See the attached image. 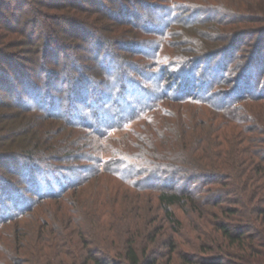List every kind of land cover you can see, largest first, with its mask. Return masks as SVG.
<instances>
[{
	"label": "rangeland",
	"instance_id": "rangeland-1",
	"mask_svg": "<svg viewBox=\"0 0 264 264\" xmlns=\"http://www.w3.org/2000/svg\"><path fill=\"white\" fill-rule=\"evenodd\" d=\"M140 1L155 4L158 8L160 5L174 2H203L204 4L205 1H211L217 5H213L216 9L212 13L214 18L205 24H194L193 26H184L185 23L183 25L170 24L167 27L170 32L164 36L162 33L152 32L153 29L160 31L166 28L164 17H160L162 9L149 7L148 3L138 6L133 4L128 10H119L121 3L118 0L113 3L109 0H74L72 2L82 4L84 11L52 9L53 6L50 5L43 8L44 13L40 14L30 0H27V4L17 0H0V48H5L4 52H9V58L13 61V66L7 61H0L2 66L0 68L4 70V74L6 72L7 76L9 75L11 86H13V91L11 89L9 91L0 90V113L13 114L12 112L18 109V107H12V109L2 110V106H5L4 102L13 105L12 102L15 101L11 92L22 88L21 83L13 76L11 68L18 70L16 73L22 72L20 76L23 79H30L34 84H49L48 86L53 88H56L58 80L50 81L41 77L39 70L41 66L54 71L64 68L63 70L73 78L84 74L88 79V84L93 85L95 89L94 92L90 90V94L94 96L108 91L111 87L108 73L112 74L114 68L113 76L116 77L117 72L121 71L120 77L125 82L126 75L129 76L128 78L138 80L144 77V73L141 74L139 71L145 68L153 70L154 59L148 56L153 46L156 54H159L158 58L156 57L157 67L160 62L176 59L193 60L208 51L234 46L235 36L239 31L243 34L245 32L244 39L236 43L233 51L229 49L218 59H223L224 63L229 61L227 66L230 69L229 76H231L233 71L242 67L249 56L258 51L247 74L246 82L248 84L246 88L255 90L254 85L264 75V37L249 27L250 24L244 22L242 18H236L240 17V14L242 16V13L244 17L252 14L249 15L246 11H240L237 8L235 9L239 11V14L236 12L237 16L233 17V13L228 19H219L218 10L223 13L225 10L218 8L220 6L217 0ZM228 1L231 3L232 0ZM207 4L206 6L212 5ZM108 8L109 11L111 9L114 12L113 16L108 14ZM68 16L74 19L76 27L80 26L85 32L84 37L72 28L68 30L67 22L58 21L60 17L68 20ZM143 22L147 23V27L151 29L145 31L142 28ZM258 24L260 23L257 22L256 25ZM103 25H108L110 32L103 31ZM49 35L53 37L52 41L47 37ZM9 42L10 44L16 43V45L8 46ZM27 42L29 45H24ZM97 43L101 45L98 46ZM30 47L33 49L28 51ZM134 47L141 51H136ZM98 49L102 52L100 56L108 54L106 59L109 58L112 62L104 64L97 60L96 50ZM142 51L146 53V56L142 54ZM109 65L111 68L108 67ZM233 67L236 68L233 69ZM145 75L148 74L145 73ZM153 78L157 80V76ZM146 84L156 89V81ZM132 87L133 85L129 84L128 88L132 89ZM57 94L58 92L53 93L54 112L62 109L63 106ZM83 94L84 90L81 91V96ZM235 95L236 93L233 96ZM163 104L176 116L177 120L173 121L176 125L173 133L169 132L173 128L172 125L161 127L160 130L156 127L153 130L150 127L151 120H149L150 115L153 114H149L148 119H143L146 121L127 123L122 128L105 133L103 137L96 135L87 127L74 126L70 121H66L71 120L73 118L71 116H63L59 113L58 116L52 117L45 113L51 111L50 109L46 111L24 109L23 116L27 121L25 128L30 130L27 137L36 135L41 140H45L46 143L43 146L45 152L42 156L37 155L39 157H37L36 165L39 169L32 170L34 177L32 175L33 179L28 183L21 175L22 164L26 160L22 157H20L21 160L16 159L17 156L14 153L0 149V264H59L61 259L64 264H71V262L80 264L87 249L95 256L104 254L102 251L105 250L116 257L123 250L126 235L132 233L135 234L134 242L137 249L146 248L148 252L156 250L160 264L167 259L169 250L167 240L171 236L175 240L176 247L170 254V264H189L182 260V254H189L190 263H192L202 255L215 254L216 250L227 246L224 244L226 240L211 225V222L216 219L210 216L213 211L219 218H225L217 207L208 208L210 214L203 216L198 211L193 215H185L179 208H175L176 214L183 220V227L177 232L164 218L157 201L161 188H169L177 192L185 187L194 196L200 197L210 193L207 189L212 186L211 183H206L202 179L193 181L189 178L193 172L181 170L177 173L173 172L171 179L166 176L160 177V180L154 178L148 180L149 182L144 181L145 186L138 187L126 182L125 178L120 179L111 171L113 170L112 164L118 159L126 163L130 161L142 164L145 167L143 169L153 172L162 170V167L167 164L175 167L176 163L185 157L177 154L178 149H174L170 141L172 137L179 135L180 130L176 122L181 119L180 116L191 124L193 116L197 119H206L208 113L219 112L208 103L193 100H185L183 103L179 100L165 101ZM161 112L160 115L163 116ZM98 116L105 117L102 111L98 112ZM80 120L76 118V121ZM90 120L94 122L91 117ZM151 132H157L153 135V139ZM12 140L7 138L0 143L8 141L11 145ZM20 141L21 139H17L16 142ZM13 145L15 146L12 148L16 153L23 151L18 143ZM152 149H154L153 152H150L154 157L146 155V152ZM100 163H102L101 166ZM88 164L99 165V168L105 165L109 172L88 169ZM44 179L50 180L49 185H43ZM1 180L6 181V185ZM61 185L67 186L59 191ZM34 189L46 198L53 197L48 196L50 190L59 191V194L53 198L43 199L44 197H39L33 192ZM26 198H29L30 202V206L27 207H25L26 204L21 205ZM22 207H25V212L18 214L19 208ZM78 220L84 221V229L76 226ZM143 220L151 221V224L141 226L140 230L131 227V225H137V222L141 224ZM97 224L107 228L105 229L107 235L96 227ZM111 225L113 227H109ZM203 225L205 228L201 233L199 229ZM146 227L152 231L159 227L155 233V239L147 238L143 230ZM58 229L63 231L60 232ZM84 242L86 244L83 245ZM203 242L207 246L210 244L212 249L199 251L198 243ZM99 247L101 251L97 249ZM227 248L225 247V250ZM230 248L229 250H237L232 245Z\"/></svg>",
	"mask_w": 264,
	"mask_h": 264
},
{
	"label": "trees",
	"instance_id": "trees-1",
	"mask_svg": "<svg viewBox=\"0 0 264 264\" xmlns=\"http://www.w3.org/2000/svg\"><path fill=\"white\" fill-rule=\"evenodd\" d=\"M17 1L24 4L28 3L27 0ZM72 1L74 0H30L36 11L40 14L44 13L43 8L49 7L50 5L53 6L52 9L84 11L83 9L85 8L80 2L75 3ZM109 1L113 3L115 0ZM118 1L121 3L119 10H128L133 4L138 6L142 5V3H148L147 1L142 2L140 0ZM235 1L232 0L230 3L228 0H217V3H219L218 6H220L217 7L225 10V13L218 10L217 17L219 19H228L233 13V17H235L237 16L236 12L239 14V11H235L237 8L240 11H246L249 15H252L244 17L242 13V16L240 14V17L236 18H242L244 22L250 24L249 27L264 37V0ZM68 2H70L69 5ZM205 2L204 4L203 2H174L160 5L159 8L155 4L148 3L149 7L162 9L160 17H164L166 25L164 30L159 31L153 29L152 32L162 33L165 36L170 32L167 29L170 24L183 25L185 23L184 26L205 24L211 18H214L212 13L216 9L213 5H217L211 1ZM207 3L212 5L206 6ZM107 12L111 16L114 14L111 9L109 11V8ZM254 13H257V15H254ZM68 17V20L60 17L58 21L67 22L68 30L72 28L73 31H78V34L84 37L85 32L81 30L80 26L76 27L74 25V19L70 16ZM257 22L260 24L256 25ZM147 26V23L143 22L142 28L145 31L151 29V27ZM102 30L110 32V27L103 25ZM244 36L245 32L243 34L242 31H239L235 36L236 43L244 39ZM47 37L52 41L53 37L51 35ZM7 45L14 46L16 43L10 44L9 42ZM20 45L22 44L20 43ZM24 45H29V42ZM97 45L100 46L101 43H97ZM235 45H230V47H226L227 49L224 47L219 50L208 51L193 60L176 59L163 63L159 61L160 64L157 67L156 63L159 54H156L155 47L153 46L150 54H148L149 58L154 59L155 67L153 70L150 71L145 68L143 71H139L141 74L144 73V77L138 80L128 78L129 76L126 75L127 80L125 82L120 77L121 71L117 72L116 77L113 76L115 74L114 68L112 74L108 73L109 85L111 87L108 91L100 92L94 96L90 94V90L94 92L95 89L93 85L88 84V79L84 74L77 75L73 78V76L63 70L64 68L54 71L47 69L46 66H41L39 69L41 77L46 80L49 79L50 81L52 79L58 80L56 88H53L48 86L49 84H34L30 79H23L20 76L22 72L16 73L18 70L11 68L13 76L21 83L22 88L18 91L11 92L15 101L12 102L13 105L9 102H6L7 104L4 102L5 106H2V110L12 109V107H18L20 109H15L16 112H12L14 115L10 112L2 111L3 113H0V142L7 138L14 139L11 141V145L8 141L0 143V149L3 148L14 153L17 156L16 159L21 160L20 157H22L26 160L22 164L21 175L30 183L34 177L32 170L39 169V166L36 165L37 157H39L37 155L42 156L45 152L43 146L46 141L41 140L36 135L30 138L27 137L29 134L28 131L30 130L25 128L27 124V121L24 120L26 118L23 116L25 110L30 109L36 111L43 109L46 111L50 109L51 111H46L45 113L52 117L58 116L59 113L63 116H71L73 118L71 120L67 119L66 121H70L74 126L87 127L96 135L103 137L105 133L122 128L127 123H137L145 118L148 119L149 114H153L150 115L151 118L149 117V120H151L150 127L153 130L156 127L158 128L157 130H160L161 127L164 128L172 125L173 128L169 132L173 133V129L176 127L173 121H175L176 116L164 107L163 103L165 101L176 102L179 100L183 103L185 100H193L208 103L219 112L208 113L206 119H197L193 116L191 124L185 118H182V116L176 122L180 132L178 136L172 137L170 141L172 142V147L178 149L176 150L178 151L177 154L184 155L185 157L182 156L183 158L176 163L175 167L167 164L168 166L164 165L163 167L165 168L162 167V170L153 172L143 169L145 167L142 164L140 165L139 163L130 161L126 163L118 159L112 164L113 170L111 171L120 179L125 178L127 179L125 180L126 182L138 187L145 186L146 183L144 181L153 180L154 178L160 180V177L166 176L171 179L173 172L177 173L181 170L193 172L189 177L191 180L202 179L206 183H211L212 186L207 189L210 193L207 196L196 197L185 187L184 189H179L177 192L169 188H161L157 196V201L163 211L164 218L173 230L179 232L183 227V220L176 214L175 208H179L185 215H193V213L195 214L198 211L203 216L210 214L208 208L217 207L225 218H219L217 213L213 211L210 216L212 215L216 219L211 222V225L226 240L224 244L228 248L227 250H225V247L221 250H216L215 254L202 255L192 263L264 264V75L254 85L255 90L253 88H246V85H248L246 83L247 74L254 63L253 60L258 55L257 51L249 56V60L246 59L244 61L242 67L233 71L234 73L232 72V75L229 76L230 69L227 66L229 61L224 63L223 59L219 60L218 58L229 49L233 51L236 48ZM20 47L24 48L26 46ZM31 49L33 48H28V51ZM134 49L141 51L135 47ZM4 51L5 48H0V61H7V63L9 62L13 66V61L9 58V52L5 53ZM96 51L97 60H100L104 64L109 61L112 62L111 59H106L108 54L100 56L102 54L101 50L98 49ZM143 55L146 56V53ZM213 62L215 63L213 64ZM108 67L111 68V65ZM1 68L0 78L4 79H0V90H12L13 86H11L9 75L7 76L6 72L4 74V70ZM235 68L233 67V69ZM145 73L148 75L146 76ZM154 76H157V80L153 78ZM153 81H156V89H152L146 84ZM129 84L133 85L132 89L128 88ZM82 90H84V94L81 96ZM53 91L58 92L57 95H59V99L63 103L62 109L56 112L53 110L55 108ZM235 93L236 95L233 96ZM99 111H102L105 117L101 118L98 116ZM160 111H162L163 116L160 115ZM77 117L81 120L76 121ZM90 117L94 122L90 120ZM148 133L150 134V132ZM156 133L151 132L152 139ZM17 139H21V141L16 142ZM14 143L21 145L23 150L21 153L14 151L12 148L15 146L13 145ZM153 150H148L146 155L154 157L150 152H153ZM19 154L21 155L19 156ZM101 165L102 163H100ZM87 166L89 167H87L88 169L108 171L105 165L100 168L99 165L94 164H88ZM1 182L4 185L7 183L3 180ZM49 182V179H44L42 183L44 186H47ZM187 184L189 185V183ZM65 186L67 185H61L59 191H62ZM34 190L33 192L37 193L39 197H44L38 190ZM52 191H49L48 196L55 197L59 194V191ZM22 204H26L25 207L30 206L29 198L23 200ZM25 207L19 208L20 212L18 214L25 212ZM29 208L31 209V207ZM76 222L78 228L84 229V221L80 222L78 220ZM144 222V220L141 224L137 222V225H131V227H136L140 230L141 226L151 224V221L145 222V225ZM96 227L107 235L105 231L107 228H103L100 224H97ZM109 227L113 226L111 225ZM157 228L154 231L149 227L143 229L148 239H155ZM204 228L203 225L199 229L201 233ZM58 230L60 232L63 231L61 229ZM53 231L55 232L56 230ZM134 236V233L126 235L125 241H123V250L119 252L118 256L113 257L105 250L102 251L104 254L95 256L93 252L87 249L85 257L81 258L80 264H160L156 250H152V252L150 250L148 252L146 248L141 250L137 249ZM84 244L86 243L84 242ZM167 244L169 245L168 256L163 264H170V254L176 247L173 236L167 240ZM231 245L235 246L237 250H229L231 249ZM99 246L102 247L101 244ZM100 247L97 249L101 251L102 249ZM198 249L199 251L211 250L212 246L210 244L207 246L204 242L198 243ZM182 256L184 262L192 264L190 263L189 254H182ZM73 263L71 262V264ZM59 264H64V261L62 259L59 260Z\"/></svg>",
	"mask_w": 264,
	"mask_h": 264
}]
</instances>
